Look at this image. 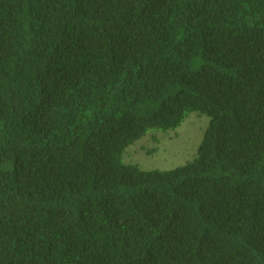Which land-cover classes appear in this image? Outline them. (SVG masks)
Returning <instances> with one entry per match:
<instances>
[{"label": "trees", "instance_id": "16d2710c", "mask_svg": "<svg viewBox=\"0 0 264 264\" xmlns=\"http://www.w3.org/2000/svg\"><path fill=\"white\" fill-rule=\"evenodd\" d=\"M0 264H264V0H0Z\"/></svg>", "mask_w": 264, "mask_h": 264}, {"label": "rangeland", "instance_id": "374dc122", "mask_svg": "<svg viewBox=\"0 0 264 264\" xmlns=\"http://www.w3.org/2000/svg\"><path fill=\"white\" fill-rule=\"evenodd\" d=\"M208 121L206 116L191 114L177 132L169 135L148 132L140 140L129 145L127 147L129 149L126 148L124 161L145 170L151 168L164 170L181 165L194 156Z\"/></svg>", "mask_w": 264, "mask_h": 264}, {"label": "clouds", "instance_id": "9594fccd", "mask_svg": "<svg viewBox=\"0 0 264 264\" xmlns=\"http://www.w3.org/2000/svg\"><path fill=\"white\" fill-rule=\"evenodd\" d=\"M144 136H145V135H144ZM144 136H143V137H144ZM202 138H203V136H202ZM139 140H140V139H139ZM137 141H138V140H137ZM137 141H135V142H137ZM201 141H202V139H201ZM201 141L199 142L197 149L199 148V145H200ZM135 142H134V143H135ZM131 145H132V144H131ZM131 145H130V146H131ZM127 149H129V148H127ZM197 149H196L194 155H196V153H197ZM125 151H127V150H125ZM125 153H126V152H125ZM124 155H125V154H124ZM192 158H193V157H192ZM192 158H191V159H192ZM191 159H190V160H191ZM190 160H188V161H190ZM123 161H124V156H123ZM188 161H186V162H188ZM124 162H125V161H124ZM186 162H185V163H186ZM185 163H183V164H181V165H184ZM126 164H127V163H126ZM178 166H180V165H178ZM175 167H177V166H175ZM175 167H172V168H175ZM172 168H168L167 170L172 169ZM144 170H145V169H144Z\"/></svg>", "mask_w": 264, "mask_h": 264}]
</instances>
